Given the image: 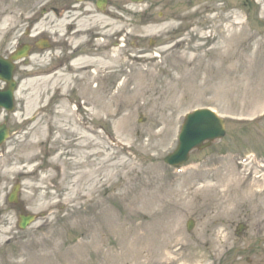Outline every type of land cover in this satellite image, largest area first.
<instances>
[{
    "label": "rangeland",
    "instance_id": "1",
    "mask_svg": "<svg viewBox=\"0 0 264 264\" xmlns=\"http://www.w3.org/2000/svg\"><path fill=\"white\" fill-rule=\"evenodd\" d=\"M114 1L132 14L149 10L131 20L122 52L53 77L39 47L19 64L17 113L0 115L18 131L0 150V264H225L240 255L227 264H264V243L259 253L237 252L264 241L253 233L264 228V193L255 194L264 189V0ZM44 3L0 0V53L33 42L27 30L48 39L75 23L45 16ZM75 24L69 54L85 41L82 29H125L100 17ZM97 83L115 97L109 107H96ZM137 86L143 96L134 99ZM204 107L226 120V136L193 151L189 164L168 166L185 115ZM73 112L79 128L94 130L91 145ZM16 183L19 204L9 202ZM28 214L45 217L21 230ZM242 223L249 228L238 236Z\"/></svg>",
    "mask_w": 264,
    "mask_h": 264
},
{
    "label": "flooded vegetation",
    "instance_id": "2",
    "mask_svg": "<svg viewBox=\"0 0 264 264\" xmlns=\"http://www.w3.org/2000/svg\"><path fill=\"white\" fill-rule=\"evenodd\" d=\"M99 2L103 3V10L99 8ZM127 5V3H118L114 0H45L44 9L48 13V16L50 18H53L54 15L60 14L62 18H72V20L76 23L78 22L79 17H82V19L90 18L93 20H97V17H100L111 22H123V24H125V27L131 29V20L135 19L136 22H138L137 19L146 20L149 15V10L146 8H141L139 13L136 12L132 14L131 11L127 9ZM117 13L122 14L124 20L121 17L116 16ZM75 23L69 24V26L62 28V31L60 28L57 30H49L48 33L50 39L48 38V45L50 47L49 53L51 54L50 59L52 62H54V60L62 63L68 61V44H66L65 40L68 41L70 39L69 42H72L73 38H75L74 34L77 31H80L75 29ZM114 28V25L106 24L102 26V30H100L99 27H96V25L82 29V34L80 36L81 38L85 39V41L82 40L78 44L76 43L75 46L72 45L71 47L73 48H70L69 50L72 53L71 55L77 54V52L82 53L86 50H91L95 53L101 50L107 52L117 45L122 46L118 41L122 38L124 40H127L129 37V30L127 31V28H125L124 32H120L122 33L121 35L115 36ZM115 39H118V41H116ZM100 40L102 42H100ZM73 49H78V51ZM0 55L9 56L8 54L4 53H0ZM15 77L16 79L18 78L17 69L15 71ZM3 88L4 85L0 83V89ZM247 230L248 226L246 224L245 231ZM253 233L256 238L261 237V239H264V228L262 225L255 228ZM255 248L252 244H249L242 248V250L240 247H238L237 252H242L245 254L253 251L254 253H259L262 251L263 242H260V244ZM236 257H234V259H231L227 256L225 259V264L230 263L231 261L233 263L237 259L241 260L243 258V255H240L237 258ZM246 261L249 263L253 262V260L249 259L248 257L246 258Z\"/></svg>",
    "mask_w": 264,
    "mask_h": 264
},
{
    "label": "water",
    "instance_id": "3",
    "mask_svg": "<svg viewBox=\"0 0 264 264\" xmlns=\"http://www.w3.org/2000/svg\"><path fill=\"white\" fill-rule=\"evenodd\" d=\"M29 47L25 46L13 56V60H19L28 54ZM14 65L11 60L0 59V78L9 83L6 91L0 92V106H5L8 109L13 108V88L14 82L12 74ZM3 99V100H2ZM8 130L5 126H0V144L7 137ZM226 134L225 122L223 119L208 109H202L189 114L185 120V124L180 136V144L177 150L166 157V162L172 165H179L189 158V153L193 148L204 149L212 141L217 138H222ZM209 143L205 144V141ZM19 185L14 189L10 197L11 201L17 202ZM1 214V212H0ZM36 219L34 215L21 217V228H26L31 222ZM190 228L192 226L190 225Z\"/></svg>",
    "mask_w": 264,
    "mask_h": 264
},
{
    "label": "bare ground",
    "instance_id": "4",
    "mask_svg": "<svg viewBox=\"0 0 264 264\" xmlns=\"http://www.w3.org/2000/svg\"><path fill=\"white\" fill-rule=\"evenodd\" d=\"M120 54V53H119ZM104 58V57H103ZM106 58V57H105ZM87 59L90 61V62H93V64H95V63H100L99 62V60L101 59L100 57H85V56H82L81 58H79L78 59V64H82V63H88V61H87ZM121 59V58H120ZM77 63V62H76ZM93 71V73H88V74H86V76L88 77V76H90L91 78H92V80H94V79H100V74H99V68H95V70H92ZM90 92H91V97H93V96H95V95H97L98 97H96L95 98V105H96V107H101V108H106V107H109V104L108 103H111L112 104V102H113V100H114V98L115 97H113V94H112V92L109 90V88L108 89H106V90H103L102 91V89H101V87H100V85H98L97 87H96V89H90ZM143 96V88H141V86H137V88H136V90L134 91V94H133V98L134 99H138L139 98V96ZM97 98H98V101H99V105H98V101H97ZM97 103V104H96ZM67 108H69V106L67 105ZM70 109V108H69ZM72 121H75V119H76V115H75V113H73L72 114ZM75 124V123H74ZM77 128V127H76ZM78 129V128H77ZM85 133V132H84ZM86 134V133H85ZM87 137H85L86 139H88V141H89V145H91L92 144V140H91V136H89V135H86ZM38 146V143H37V145L34 147V143H32V141L31 142H29V143H27L26 144V148L24 149L25 150V152H27L29 155H28V158H32V157H34L35 156V148ZM79 150V149H78ZM33 151H34V153H33ZM246 182V181H245ZM219 183H221V181L219 182ZM234 186H235V180L234 179H231L230 181H229V183L227 184V192L229 191V194H232V192H233V190L235 189L234 188ZM216 188H218V187H216ZM264 193V189H261L258 193H256L255 192V194L257 195H262ZM229 194H228V196H229ZM250 195V197H252L251 195H252V192H250V190H249V192L248 193H246V192H244V193H242V197H245V196H247V195ZM235 195H236V192H235ZM226 202H232V199H231V197H228L227 199H226Z\"/></svg>",
    "mask_w": 264,
    "mask_h": 264
}]
</instances>
